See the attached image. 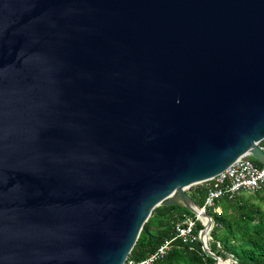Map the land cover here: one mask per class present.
<instances>
[{
    "label": "water",
    "instance_id": "water-1",
    "mask_svg": "<svg viewBox=\"0 0 264 264\" xmlns=\"http://www.w3.org/2000/svg\"><path fill=\"white\" fill-rule=\"evenodd\" d=\"M263 139L264 0H0V264H124L171 204L217 260L186 188Z\"/></svg>",
    "mask_w": 264,
    "mask_h": 264
},
{
    "label": "trees",
    "instance_id": "trees-1",
    "mask_svg": "<svg viewBox=\"0 0 264 264\" xmlns=\"http://www.w3.org/2000/svg\"><path fill=\"white\" fill-rule=\"evenodd\" d=\"M264 148V139L259 143ZM252 158V157H251ZM261 166L262 163L252 158ZM188 193L203 206L207 184L192 185ZM213 219L208 245L219 256L218 264H264V189L255 192L242 191L232 198L221 197L212 207L205 209ZM195 217L186 207L171 204L156 206L144 223L127 259L141 260L153 252L165 239L175 236V224L185 216ZM202 220H196L194 241L173 240L171 249L154 264H215L216 260L202 248L198 233ZM232 258L236 263L229 259Z\"/></svg>",
    "mask_w": 264,
    "mask_h": 264
},
{
    "label": "built area",
    "instance_id": "built-area-1",
    "mask_svg": "<svg viewBox=\"0 0 264 264\" xmlns=\"http://www.w3.org/2000/svg\"><path fill=\"white\" fill-rule=\"evenodd\" d=\"M205 182L207 184V193L205 195L204 204L201 206L204 210L208 207H212L221 197L232 198L242 191L255 192L264 189V164L261 166L256 165L249 155L239 157L223 171ZM196 220H200L197 214H195L194 218L188 215L185 216L182 220L176 222L175 236L173 238L165 239L145 258L141 260L126 259L124 264H154L157 259L163 257L171 249L173 240L176 237L183 242L194 241L197 237L193 232ZM209 231L206 235V244H208L207 240L210 238Z\"/></svg>",
    "mask_w": 264,
    "mask_h": 264
},
{
    "label": "bare ground",
    "instance_id": "bare-ground-1",
    "mask_svg": "<svg viewBox=\"0 0 264 264\" xmlns=\"http://www.w3.org/2000/svg\"><path fill=\"white\" fill-rule=\"evenodd\" d=\"M199 217H200V220H202L203 224H207L208 218H206L205 216H201V215H199ZM204 240L206 241V236H205ZM222 264H227V262L222 261Z\"/></svg>",
    "mask_w": 264,
    "mask_h": 264
},
{
    "label": "rangeland",
    "instance_id": "rangeland-1",
    "mask_svg": "<svg viewBox=\"0 0 264 264\" xmlns=\"http://www.w3.org/2000/svg\"><path fill=\"white\" fill-rule=\"evenodd\" d=\"M190 188V187H189ZM189 188H186V191L188 192L189 191ZM209 240V239H208ZM208 240H207V243H208ZM207 246L209 247V245L207 244ZM225 259H229V257L225 258ZM230 260V259H229ZM217 262V260H216ZM216 264V263H215ZM218 264V263H217Z\"/></svg>",
    "mask_w": 264,
    "mask_h": 264
}]
</instances>
